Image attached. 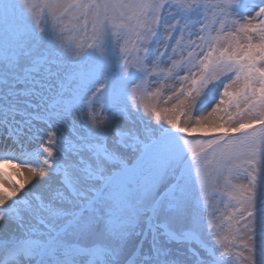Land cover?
Returning <instances> with one entry per match:
<instances>
[{
  "label": "snow or ice",
  "instance_id": "1",
  "mask_svg": "<svg viewBox=\"0 0 264 264\" xmlns=\"http://www.w3.org/2000/svg\"><path fill=\"white\" fill-rule=\"evenodd\" d=\"M0 264H264V0H0Z\"/></svg>",
  "mask_w": 264,
  "mask_h": 264
},
{
  "label": "rangeland",
  "instance_id": "2",
  "mask_svg": "<svg viewBox=\"0 0 264 264\" xmlns=\"http://www.w3.org/2000/svg\"><path fill=\"white\" fill-rule=\"evenodd\" d=\"M67 39L68 40H73V39H79L78 37H75V35L73 34V33H69L68 34V36H67ZM162 47V46H161ZM162 50H163V47H162ZM177 58H179V57H177ZM162 79H163V77H162ZM156 87H158V85H154L153 86V89H150V90H154ZM145 102H148V103H158L156 100H148V101H145ZM159 106H165V105H163V102L162 101H160L159 102ZM167 106H169L170 107V105H167ZM182 119H183V117H182ZM189 135L191 136V137H198V136H202V134L201 133H199V132H196V133H189ZM209 137L208 136H203V139H208ZM5 171H9V172H14V169H12L9 165H5ZM221 207H222V205H221Z\"/></svg>",
  "mask_w": 264,
  "mask_h": 264
}]
</instances>
